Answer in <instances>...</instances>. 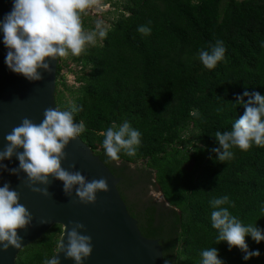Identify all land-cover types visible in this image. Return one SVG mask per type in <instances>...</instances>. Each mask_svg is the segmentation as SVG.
<instances>
[{"label": "trees", "instance_id": "16d2710c", "mask_svg": "<svg viewBox=\"0 0 264 264\" xmlns=\"http://www.w3.org/2000/svg\"><path fill=\"white\" fill-rule=\"evenodd\" d=\"M97 1L81 13L82 27L95 30L100 22L106 36L69 58L75 72L66 57L58 59L57 109L79 108V137L119 177L117 189L141 234L158 239L161 264H199L200 250L212 246L224 264H264V241L246 237L249 249L260 252L248 261L239 249L216 243L209 206L226 194L233 215L264 229V147L234 149L223 163L211 151L219 147L215 132L230 130L244 112L236 97L246 102L244 91L264 95V0ZM102 5L112 7L101 11ZM94 15L102 19L92 24ZM141 25L150 33H140ZM217 40L225 58L208 69L198 52ZM125 120L142 133L141 145L134 156L110 159L103 133ZM152 186L161 200L150 194ZM61 231V224L50 225L18 251L16 263L42 264L55 254Z\"/></svg>", "mask_w": 264, "mask_h": 264}, {"label": "clouds", "instance_id": "9594fccd", "mask_svg": "<svg viewBox=\"0 0 264 264\" xmlns=\"http://www.w3.org/2000/svg\"><path fill=\"white\" fill-rule=\"evenodd\" d=\"M92 1L12 0L11 11L0 19L2 42L8 49L4 60L7 68L29 81H39L42 78L39 69L50 71L46 58L59 59L69 54L79 56L86 50V45L94 43L97 37L104 38L106 31L100 22H97L95 30L91 32L82 27L81 13ZM137 30L143 34L151 31L144 25ZM260 46L264 48V41H261ZM225 52L224 42L217 40L207 49H200L198 59L203 66L213 69L225 58ZM242 96L247 97V101L238 95L235 104L243 106V114L234 120L230 130H217L214 134L219 147H214L211 151L216 154L215 160L220 163L233 159L234 149L247 151L254 145L264 147V95L244 91ZM78 110L76 105L65 110L47 108L39 124L24 118L6 134L5 140L8 143L0 152V160L10 158L16 149L22 148V153H16L19 168L26 173L30 182L46 185L49 176H52L63 182L66 193H71L76 186L77 196L82 203H94L97 192L108 191L107 180L101 178L89 181L79 171L69 172L61 167L66 145L71 139L78 137L84 128L82 123L74 120ZM223 110V107L217 109L218 112ZM141 136L142 133L127 120L118 126H109L104 131L101 142L104 153L113 160L119 159L122 152L134 156L141 145ZM29 186L31 187V183ZM31 190L45 196L48 194L46 188L31 187ZM209 206L212 209L211 227L217 230L216 243L226 242L229 251L233 247L239 249L244 261L258 257L259 250H250L246 237L259 244L264 241V229L256 224H245L233 215L229 207H235V204L226 194L210 199ZM259 211L264 214V203L260 204ZM31 220V214L19 202L18 192L11 189L8 183L0 186V248L7 250L10 246L21 247L22 237L18 230L25 229ZM70 223L72 227L67 231L66 242L63 239L58 241L56 254L45 257L42 264H60V252L75 264H83V260L89 257L92 243L90 236L82 234L85 226L80 222ZM199 255V264H224L218 258L216 247L201 249Z\"/></svg>", "mask_w": 264, "mask_h": 264}, {"label": "water", "instance_id": "95a60500", "mask_svg": "<svg viewBox=\"0 0 264 264\" xmlns=\"http://www.w3.org/2000/svg\"><path fill=\"white\" fill-rule=\"evenodd\" d=\"M12 9V0H0V19ZM8 49L0 33V152L7 141L6 134L18 126L24 118L39 124L47 108H57L54 99L55 72L57 59L46 58L50 71L39 69L42 78L29 81L21 74L9 70L4 63ZM0 160V186L8 183L19 194V202L31 214L30 224L18 234L22 237L21 247L0 248V264H17L16 255L25 245L37 239L53 223L62 225L59 241L67 240V231L72 224L80 222L85 228L82 234L91 237L92 252L83 264H161L162 250L157 238L141 234L137 220L132 217L117 189L119 177L94 154L78 136L71 139L64 149L61 167L69 172L79 171L87 180L104 178L108 191L96 194L94 203H82L74 186L71 193L63 189V182L49 176L45 185L30 182L26 173L19 168L16 153ZM16 171L13 172L12 170ZM31 187L46 188L47 195L34 192ZM58 249L56 250V252ZM55 252V254H56ZM54 254V255H55ZM60 264H75L72 259L58 253Z\"/></svg>", "mask_w": 264, "mask_h": 264}, {"label": "rangeland", "instance_id": "374dc122", "mask_svg": "<svg viewBox=\"0 0 264 264\" xmlns=\"http://www.w3.org/2000/svg\"><path fill=\"white\" fill-rule=\"evenodd\" d=\"M93 1H96V0H93ZM103 0H98L97 1V3L99 2H102ZM120 2V1H119ZM110 7H112V6H107V5H102L101 6V11H107V9H109ZM102 19V17H101V15H99V16H97V15H94L93 16V20L94 21H92V24H94V23H96V20H98V21H100ZM85 31H87V32H91V31H93L92 29H89V28H87V29H84ZM99 40V37H97L96 38V40L95 41H98ZM72 55L70 54V55H68V56H65L66 58H67V60H68V63L73 67V69H75L74 70V72L78 69V66H76V65H74V63L72 62V60H70L69 58L71 57ZM65 83L67 84V85H71V84H73V72H68L66 75H65ZM67 100H68V102H70V97L69 96H67ZM141 163L139 162V163H137V165L139 166ZM151 189H152V193H153V195H155V197L156 198H158V200H161L162 199V196H161V193L155 188V187H151Z\"/></svg>", "mask_w": 264, "mask_h": 264}, {"label": "flooded vegetation", "instance_id": "af4514ba", "mask_svg": "<svg viewBox=\"0 0 264 264\" xmlns=\"http://www.w3.org/2000/svg\"><path fill=\"white\" fill-rule=\"evenodd\" d=\"M150 194H151L152 196H154L153 193H152V189H151V188H150Z\"/></svg>", "mask_w": 264, "mask_h": 264}]
</instances>
